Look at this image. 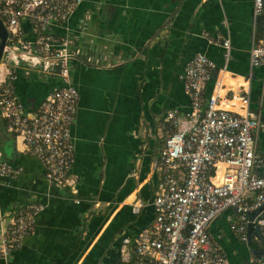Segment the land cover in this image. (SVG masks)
<instances>
[{"label":"crops","instance_id":"obj_1","mask_svg":"<svg viewBox=\"0 0 264 264\" xmlns=\"http://www.w3.org/2000/svg\"><path fill=\"white\" fill-rule=\"evenodd\" d=\"M253 0H84L70 21L75 41L101 56L97 65L75 62L72 84L79 101L71 136L77 177L76 199L48 186L41 166L17 151L14 138L0 125V151L23 173L12 187H0V219L17 204H46L36 220L35 235L8 262L0 264H116L120 238H134L154 219L151 206L158 184L157 153L165 112L186 110L188 97L178 76L201 53L217 66L215 78L239 94L249 85V110L264 118V68H250L248 56L255 28ZM230 40L225 71L223 50L203 37ZM234 76L236 80L229 79ZM249 79V84L243 81ZM56 80L30 76L15 83L19 100L37 108ZM209 88V90H208ZM239 108L237 98L232 101ZM264 153V130L257 138ZM3 157V158H4ZM135 205L139 210L132 211ZM221 214L210 226L230 264L250 256ZM256 250L264 251L263 246ZM259 246V245H258ZM15 255V254H14Z\"/></svg>","mask_w":264,"mask_h":264},{"label":"built area","instance_id":"obj_2","mask_svg":"<svg viewBox=\"0 0 264 264\" xmlns=\"http://www.w3.org/2000/svg\"><path fill=\"white\" fill-rule=\"evenodd\" d=\"M84 0H0V25L6 38L0 56V125L15 140L16 149L42 169L43 180L66 192L73 203L79 180L71 173L75 161L71 129L79 95L72 84L75 62L100 64L101 56L81 48L70 21ZM264 16V0H253V27ZM203 37L223 50L225 71L230 40ZM1 42V40H0ZM250 68H264V23L253 30L248 56ZM215 62L198 53L178 76L189 103L186 110L165 112L159 125L161 144L157 153L158 184L151 206L154 219L134 238H120L116 264H230L219 243L221 236L209 232L224 212L229 230L248 246V227L264 238V153L257 138L264 130L249 110V85L239 94L215 78ZM30 76L55 86L32 110L19 100L15 83ZM229 79L236 80L229 75ZM249 84V79L246 80ZM238 99L240 107L232 103ZM23 173L3 158L0 151V187H12ZM46 204H17L0 219V260L8 262L36 232V220ZM139 209L133 205L132 211ZM255 244L263 246L256 236ZM249 247V246H248ZM264 250V249H263ZM104 264V263H99ZM242 264H264L252 251Z\"/></svg>","mask_w":264,"mask_h":264},{"label":"water","instance_id":"obj_3","mask_svg":"<svg viewBox=\"0 0 264 264\" xmlns=\"http://www.w3.org/2000/svg\"><path fill=\"white\" fill-rule=\"evenodd\" d=\"M5 38H6V34H5V31L4 29L2 28V26L0 25V56H1V53H2V49H3V44H4V41H5ZM264 118H260L261 121H263ZM263 224H264V218H263ZM247 234H248V237H249V241H248V246L250 247L251 244H253L255 242L254 240V236L257 237V239L262 243L264 244V238H261L260 239V233L259 231L257 230V232H252V229L251 227H248V230H247ZM252 252L259 258H262L264 260V251H261V250H256V249H252Z\"/></svg>","mask_w":264,"mask_h":264},{"label":"trees","instance_id":"obj_4","mask_svg":"<svg viewBox=\"0 0 264 264\" xmlns=\"http://www.w3.org/2000/svg\"><path fill=\"white\" fill-rule=\"evenodd\" d=\"M212 81V80H211ZM214 84V83H213ZM208 90H209V88H208ZM210 90H212V87H210ZM211 93V92H210ZM248 249H249V251H252V249L254 250L255 249V245L254 244H251V246L250 247H248ZM18 253H20V251L19 252H17L14 256H16Z\"/></svg>","mask_w":264,"mask_h":264},{"label":"rangeland","instance_id":"obj_5","mask_svg":"<svg viewBox=\"0 0 264 264\" xmlns=\"http://www.w3.org/2000/svg\"><path fill=\"white\" fill-rule=\"evenodd\" d=\"M3 157H4V156H3ZM4 159H5V157H4ZM256 247H257V248H259V246H258V245H256Z\"/></svg>","mask_w":264,"mask_h":264},{"label":"bare ground","instance_id":"obj_6","mask_svg":"<svg viewBox=\"0 0 264 264\" xmlns=\"http://www.w3.org/2000/svg\"><path fill=\"white\" fill-rule=\"evenodd\" d=\"M237 101L239 102V100L237 99ZM239 107H240V102H239Z\"/></svg>","mask_w":264,"mask_h":264}]
</instances>
